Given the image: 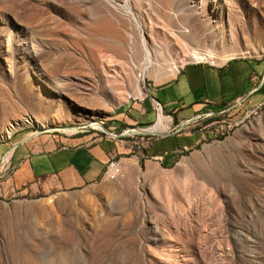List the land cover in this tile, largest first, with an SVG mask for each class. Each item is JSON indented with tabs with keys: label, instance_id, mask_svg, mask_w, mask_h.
Segmentation results:
<instances>
[{
	"label": "rangeland",
	"instance_id": "rangeland-1",
	"mask_svg": "<svg viewBox=\"0 0 264 264\" xmlns=\"http://www.w3.org/2000/svg\"><path fill=\"white\" fill-rule=\"evenodd\" d=\"M234 58L264 61V0H0V143L119 135L123 102ZM180 132L204 139L175 164L125 154L77 191L0 194V264H264V103Z\"/></svg>",
	"mask_w": 264,
	"mask_h": 264
},
{
	"label": "crops",
	"instance_id": "crops-1",
	"mask_svg": "<svg viewBox=\"0 0 264 264\" xmlns=\"http://www.w3.org/2000/svg\"><path fill=\"white\" fill-rule=\"evenodd\" d=\"M263 74L264 61L258 59L234 58L214 66L190 63L142 97L126 100L113 111L109 130L149 128L161 112L167 123L158 133L167 136L134 134L140 140L155 136L148 144L139 146L110 133L91 141L22 136L0 143V194L37 197L48 190L77 191L100 181L108 165L121 164L125 154L141 159L146 167L175 164L204 139L203 132L174 133L178 125L208 114L246 116L264 103ZM154 101L160 104L159 113Z\"/></svg>",
	"mask_w": 264,
	"mask_h": 264
},
{
	"label": "bare ground",
	"instance_id": "bare-ground-1",
	"mask_svg": "<svg viewBox=\"0 0 264 264\" xmlns=\"http://www.w3.org/2000/svg\"><path fill=\"white\" fill-rule=\"evenodd\" d=\"M142 46V45H141ZM143 49H144V59H145V62L144 63V70L147 69L150 64L152 63L151 61V52L148 50L145 42L143 41ZM123 51V50H122ZM134 57L135 58H138L140 56V51L137 49L136 45L134 47ZM146 71V70H145ZM161 120H159L152 128L151 130H143L142 132H153V133H158V128L161 126ZM92 126H95V127H98L96 126V124H91ZM98 128H101V127H98ZM62 131H66V132H71V131H74L73 128H69V129H61ZM10 129L8 130L7 134H10ZM134 132H137V130H128V131H125L124 134H133ZM113 170H110L109 172H112Z\"/></svg>",
	"mask_w": 264,
	"mask_h": 264
},
{
	"label": "water",
	"instance_id": "water-1",
	"mask_svg": "<svg viewBox=\"0 0 264 264\" xmlns=\"http://www.w3.org/2000/svg\"><path fill=\"white\" fill-rule=\"evenodd\" d=\"M263 82H264V74H263V78H262V81H261V85L263 84ZM191 121H192V120H188V121H185V122L181 123L180 125H178V127H177V129L174 131V133L179 132L180 130H182V129H183L187 124H189ZM102 128H103L104 131L107 132V130H106L105 127L102 126ZM128 130H134V129H128ZM128 130H125V131H128ZM125 131H124V132H125ZM124 132L121 133L120 136L123 135ZM133 134H137V135H156V136H159V137H163V136H167V135H168V133L163 134V133L142 132V131H141V132H140V131H137V132H134ZM117 136H118V135H117ZM117 136L115 135V137H117ZM1 160H2V159H0V162H1Z\"/></svg>",
	"mask_w": 264,
	"mask_h": 264
},
{
	"label": "built area",
	"instance_id": "built-area-1",
	"mask_svg": "<svg viewBox=\"0 0 264 264\" xmlns=\"http://www.w3.org/2000/svg\"><path fill=\"white\" fill-rule=\"evenodd\" d=\"M206 63H208L209 65H212V66L217 64V62H215V61H206ZM154 105H155L154 109L156 110L157 113H159V111H161L160 104L157 101H154ZM116 166H117V164L115 162H111L106 169V174L109 173L110 170H115ZM108 175H109V178H114L115 174H108Z\"/></svg>",
	"mask_w": 264,
	"mask_h": 264
},
{
	"label": "trees",
	"instance_id": "trees-1",
	"mask_svg": "<svg viewBox=\"0 0 264 264\" xmlns=\"http://www.w3.org/2000/svg\"><path fill=\"white\" fill-rule=\"evenodd\" d=\"M262 86L264 87V82H263V85Z\"/></svg>",
	"mask_w": 264,
	"mask_h": 264
}]
</instances>
